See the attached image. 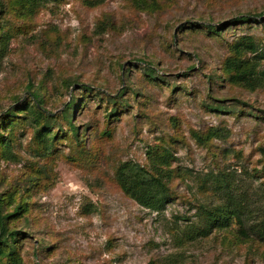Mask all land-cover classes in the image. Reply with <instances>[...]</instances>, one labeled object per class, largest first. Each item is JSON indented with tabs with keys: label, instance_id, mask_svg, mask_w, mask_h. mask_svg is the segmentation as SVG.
Listing matches in <instances>:
<instances>
[{
	"label": "rangeland",
	"instance_id": "obj_1",
	"mask_svg": "<svg viewBox=\"0 0 264 264\" xmlns=\"http://www.w3.org/2000/svg\"><path fill=\"white\" fill-rule=\"evenodd\" d=\"M14 1L0 0L1 31L9 30L8 41L0 37V117L29 96L28 82L42 85L47 108L39 107L53 116L74 88L104 93L85 92L86 109L72 112L86 139L81 154L65 139L46 160L24 121L14 155L0 158V192L16 187L30 209L14 223L24 264H264V245L240 239L233 226L182 238L200 203L220 201L207 188L220 173L245 206L264 210V87L230 85L222 73L240 36L264 46V25L220 28L241 15L263 21L264 0H47L31 16L12 9ZM141 66L154 69V81L141 82ZM67 80L75 81L65 90ZM107 96L125 102L109 141L99 134L108 126ZM214 128L221 137L193 136ZM154 144L170 145L171 165L185 177L173 181L175 196L159 212L113 181L119 162L146 166Z\"/></svg>",
	"mask_w": 264,
	"mask_h": 264
},
{
	"label": "trees",
	"instance_id": "obj_2",
	"mask_svg": "<svg viewBox=\"0 0 264 264\" xmlns=\"http://www.w3.org/2000/svg\"><path fill=\"white\" fill-rule=\"evenodd\" d=\"M47 0H15L12 6L20 11L22 16H31L39 10ZM103 0H98L101 3ZM139 5H143L147 0H135ZM262 24L254 16L241 15L230 19L225 24H221L220 28L228 24ZM207 32L219 34L214 26H203ZM4 41H8L9 30L1 31ZM252 56H246L247 54ZM142 60H147L145 57ZM264 60V46L259 47V43L254 40L253 36H240L234 43L230 45V55L224 59L222 73L224 79L230 85H237L247 90H255L264 87V68L260 69L259 65ZM145 72L141 82L146 77L147 81H154L156 72L152 67L141 66ZM75 80H67L64 83L65 90L73 84ZM91 84H95L93 81ZM128 89H133V84H127ZM26 90L29 96L23 101L17 100V105L8 109L0 117V158L11 159L14 155L12 151L13 137L15 130L24 126V121L29 122L33 128L32 141L36 152L39 155L46 156V160L54 159L56 156L57 142L67 139L72 147L77 148V152H84L86 139L82 132L79 134L77 125L72 120L73 110L80 104L86 109L85 92H94L104 94L103 92L94 91L90 86H81L74 88L69 101L64 108L57 114L50 115L42 111L40 108H47L45 98L46 93L42 90V85H35L28 82ZM78 91V92H77ZM80 91V92H79ZM125 89L123 90V92ZM136 93V92H135ZM101 100L103 96H100ZM118 98V97H117ZM117 98H108L104 107L107 117L108 126L102 130L100 136L105 137L106 141L112 138V126L109 123L118 119V113L123 108L125 102L118 101ZM40 106V107H39ZM87 127V126H86ZM84 136V137H83ZM193 136L198 141L207 142L212 138L221 137L218 129H209L203 136L198 132H193ZM147 165H142L131 160L119 162L113 171V181L117 187L129 198L133 199L139 205L150 210L159 212L172 200L175 196L172 189V183L179 178L182 182L184 176L180 175L176 167H172V162L176 160L174 152L170 149V145L154 144L149 145L145 150ZM202 188L206 184L201 185ZM218 195L219 202L210 204L202 202L197 207V220L193 221L186 232L183 239L206 238L215 230L227 229L233 226L235 233L242 240H251L264 245V210H253L245 206L243 195L238 194L229 180L223 173H220L210 186ZM28 190V189H27ZM19 190L16 187H8L5 191L0 192V264H24L19 243L20 236L23 232L14 225L21 217L27 220L29 213V205L27 199H17L16 195ZM20 195V194H19ZM181 238V239H182ZM173 263L180 260L178 258L171 259Z\"/></svg>",
	"mask_w": 264,
	"mask_h": 264
}]
</instances>
